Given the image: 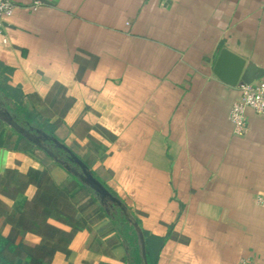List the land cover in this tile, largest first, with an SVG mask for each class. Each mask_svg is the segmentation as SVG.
<instances>
[{
    "label": "crops",
    "instance_id": "0c3cea01",
    "mask_svg": "<svg viewBox=\"0 0 264 264\" xmlns=\"http://www.w3.org/2000/svg\"><path fill=\"white\" fill-rule=\"evenodd\" d=\"M10 1L0 108L82 160L163 242L156 264H264V117L248 110L235 135L240 86L214 72L223 50L264 70V0ZM82 186L0 120V246L37 264H129Z\"/></svg>",
    "mask_w": 264,
    "mask_h": 264
},
{
    "label": "water",
    "instance_id": "95a60500",
    "mask_svg": "<svg viewBox=\"0 0 264 264\" xmlns=\"http://www.w3.org/2000/svg\"><path fill=\"white\" fill-rule=\"evenodd\" d=\"M39 1L46 2L44 0ZM214 72L221 81L235 87L250 85L264 77V70L259 69L254 64H248L245 60L227 50L221 52ZM0 120L10 125L17 133L26 137L31 143L40 147L49 156L55 159L81 184L87 187L103 206L111 204V206L121 208L137 233L143 264H148L146 238L143 230L140 228L139 224L130 217L123 203L94 176L89 167L85 165L82 160H80L66 145L46 134L44 131L33 128L26 129L23 127L5 108H0ZM54 150L63 151V155L61 156Z\"/></svg>",
    "mask_w": 264,
    "mask_h": 264
},
{
    "label": "trees",
    "instance_id": "16d2710c",
    "mask_svg": "<svg viewBox=\"0 0 264 264\" xmlns=\"http://www.w3.org/2000/svg\"><path fill=\"white\" fill-rule=\"evenodd\" d=\"M45 132V131H44ZM46 133V132H45ZM46 134H52L51 137L55 138L53 136V133L48 130V133ZM49 145H52L51 143H48ZM55 152H58L61 156L63 155V151L54 150ZM76 185L72 184L70 185L71 190H73ZM67 189V190H69ZM83 191L90 192V190L85 187L84 185L81 188ZM107 206L109 210V218L111 219L112 223L115 225L118 234L124 239L127 253L129 257V264H143L142 256H141V248L140 243L138 240L137 233L133 227V225L130 223L127 215L125 212L116 206H111V204L105 205ZM146 238V245H147V259L148 264H156V260L159 254V251L161 250L163 246V242L158 239L151 237L148 233H144ZM22 247H14V246H0V264H37L35 261H22L18 260L16 257V251L21 250Z\"/></svg>",
    "mask_w": 264,
    "mask_h": 264
},
{
    "label": "built area",
    "instance_id": "2783aa9c",
    "mask_svg": "<svg viewBox=\"0 0 264 264\" xmlns=\"http://www.w3.org/2000/svg\"><path fill=\"white\" fill-rule=\"evenodd\" d=\"M16 6L10 0H0V48L8 45L6 35L7 21L14 15ZM240 100L231 109L229 120L234 134L246 136L249 132L247 111L252 110L264 117V80L239 87ZM257 204L264 208V195H259ZM239 264H258L250 260H242Z\"/></svg>",
    "mask_w": 264,
    "mask_h": 264
},
{
    "label": "rangeland",
    "instance_id": "374dc122",
    "mask_svg": "<svg viewBox=\"0 0 264 264\" xmlns=\"http://www.w3.org/2000/svg\"><path fill=\"white\" fill-rule=\"evenodd\" d=\"M78 202L80 203L81 206H88L90 204V201L88 200V197H86L85 193H82V190L78 191ZM85 194V195H84Z\"/></svg>",
    "mask_w": 264,
    "mask_h": 264
}]
</instances>
